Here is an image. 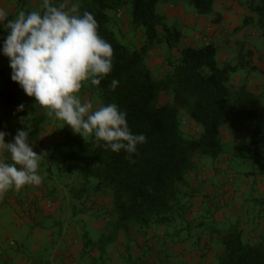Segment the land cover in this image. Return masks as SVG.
<instances>
[{"label":"trees","instance_id":"trees-1","mask_svg":"<svg viewBox=\"0 0 264 264\" xmlns=\"http://www.w3.org/2000/svg\"><path fill=\"white\" fill-rule=\"evenodd\" d=\"M17 1L20 7L27 2ZM215 1L78 0L80 14L87 10L94 15L100 36L114 49L112 72L98 87L85 82L81 90L94 94L101 106L116 103L127 113L131 132L146 136V143L138 145V154L132 156L135 163H130L124 150L116 153L98 147L94 137L85 141L59 121L60 136L52 142L46 162L56 167L61 180L68 176L82 178L77 188L68 187V194L80 201L78 213L83 217L80 221L88 215L93 227L97 224L98 228L103 227L100 231L105 230L94 240L86 230L80 233L83 254L96 253L93 258L114 261L113 250L107 252V248L115 247L118 256L115 261L122 256L125 264H149L153 247L165 251L166 255L168 251L179 253L191 248L183 223L195 219L192 215L197 214V206L188 204L190 201L183 195L190 191L186 176L200 157H210L209 166L219 174L232 172L228 164L235 161L256 166L257 171L249 170L245 172L247 175L264 174V103L251 91L248 78L239 76L240 68L247 71L257 68L251 66L249 56L242 55L240 49L236 59L232 57L234 61L229 55L224 57L220 46L210 38L201 45L187 44L179 48L181 29L175 24H166L156 11L158 3L183 4L191 7L197 16L208 17ZM245 4L248 11L245 23L253 24L255 39H264V0H245ZM121 14H127L130 25L141 31L142 38L132 47L116 37L114 25ZM219 20V15L212 18L213 23ZM175 48L177 52L170 53ZM156 49L162 51L158 55L163 56L162 68L148 63ZM11 71L10 67L0 68V105L4 115L14 113L17 125L24 129L27 127L20 123V117H25L31 129L40 127L46 115L36 114L34 97L27 96L12 81ZM113 79L119 81L114 91L109 87ZM163 91L170 93L171 99L158 103ZM21 104L24 110L17 111ZM182 113L196 129L194 134L184 132ZM224 163L226 168H221ZM50 167L46 168L49 174L55 172ZM26 187L12 199L21 212L29 214L33 208L27 201ZM193 193L189 198H198ZM22 194H26L25 200L19 199ZM7 196L10 197L9 193ZM203 197L206 196L203 194ZM42 199L47 201L45 195ZM232 225L227 230L224 227L216 230L214 237L209 232V241L216 238L219 245L214 243L213 247L206 240L203 250L190 252L191 263V258H196L194 262L200 260L202 264L205 261L211 264L214 259L216 264H264V236L249 239L253 232L244 236L242 229ZM132 235L141 240L131 244L127 239ZM158 237L163 240L160 248L154 240L149 242ZM147 243L149 247L145 250ZM10 244L13 248L19 245L15 240H10Z\"/></svg>","mask_w":264,"mask_h":264},{"label":"clouds","instance_id":"clouds-1","mask_svg":"<svg viewBox=\"0 0 264 264\" xmlns=\"http://www.w3.org/2000/svg\"><path fill=\"white\" fill-rule=\"evenodd\" d=\"M0 8V25L9 34L3 43V54L9 58L11 79L29 97L33 107L43 110L49 119L63 121L74 134L86 141L94 137L96 145L119 153L135 163L132 156L137 146L146 143L144 134H133L127 123V113L116 103L94 108L91 101L82 102L80 92L85 82L99 86L113 70L114 49L98 32L94 15L80 6L63 0L54 5L42 0L40 10H20L14 19ZM119 81L109 85L115 90ZM24 105L17 111H23ZM12 141L10 133L0 131V201L9 191L19 192L26 185L40 186L44 177L39 174L42 156L29 144L31 125L25 117ZM103 142V145H101ZM9 158L3 157L4 153Z\"/></svg>","mask_w":264,"mask_h":264},{"label":"rangeland","instance_id":"rangeland-1","mask_svg":"<svg viewBox=\"0 0 264 264\" xmlns=\"http://www.w3.org/2000/svg\"><path fill=\"white\" fill-rule=\"evenodd\" d=\"M54 5H58L59 2H54L52 0ZM70 3H76L79 4L78 0H70ZM161 4V3H158ZM42 5V0H27V2L25 3V5L23 7H20L19 3L17 0H0V8H4L8 13L9 19H14L16 14L20 11V9L27 11H33V10H40V7ZM118 22L115 23L114 25V30L116 31V37L125 45H129L130 47H132L133 45H136L137 42L142 38V34L140 29L136 28L134 29L133 26L130 25L129 22V18L127 16V14H121L120 17H118ZM189 21V19H188ZM189 23V22H188ZM1 28V32H0V40L1 37L2 41L0 42V68L1 67H10L9 66V58L6 57L3 54V43L5 38L7 37V35L9 34L8 30H6L2 25H0ZM179 29L181 28L180 26H177ZM134 30V31H133ZM227 31V30H226ZM228 32V31H227ZM232 32V31H231ZM231 32H228V34H230ZM251 30L248 34V42H253V41H257V38L255 39V37H252L250 35ZM257 36V35H255ZM216 44L218 45V42H216ZM221 52H225L222 49H220ZM176 48L175 49H171L170 53L175 54ZM155 56L162 54V51L156 49L154 51ZM227 55H229V59H231L232 61H234L232 59V57H234V59H236L237 56V51L235 53L231 52V51H227ZM159 59L155 60L156 62H154V65H160L161 68L164 67L163 62V56L160 57L158 56ZM154 67V66H153ZM241 71L239 73V76L241 79L246 80V78H250V77H258L260 76L259 74H255L252 71H247V69L244 68H240ZM246 72H248V76L246 75ZM159 75V74H158ZM238 76V74H237ZM247 76V77H246ZM244 80H242V83H244ZM83 89V87H82ZM80 97L82 102L85 101H91L93 103L94 108L100 107L101 104L98 101V99L96 98V96L94 94H90L88 93L86 90L80 92ZM259 98L260 100L264 103V94L261 92L259 94ZM171 99V95L170 93L165 94L164 91L161 92L158 96V103H165V102H169ZM35 103V101H34ZM35 112L36 114H44L43 110H38L37 108H35ZM181 118L182 121L184 122V132L187 133H193L195 132L194 130V126L190 123H187L186 116L184 113L181 114ZM17 119L15 117L14 113H10L9 116L4 115V109L3 107L0 105V131H5L10 133V135L5 137L6 142H10L12 141L13 137L16 134L17 129L23 128V127H19L17 125ZM27 130V129H25ZM60 130H59V120H54V119H49L46 116V121L41 124L40 127L31 129V131L29 132V144L33 147V150L37 153L40 154L42 156L41 162H40V168H39V174L42 175L44 177L42 184L40 185L42 188H40V192L43 193V195H45L46 199H50L57 196L58 198H69L70 202L73 206H75L76 208H79V204L80 201L77 199H74L71 197V195L68 194V187L73 186V188H77L79 185L78 183L82 180V178L76 179L74 176H68L67 178L61 180L59 179V175L56 171V167L55 166H51L52 169L55 172H52L50 174L47 171V166L50 167L48 165V163L46 162L48 160V155L50 153V148L52 145V142L58 138L60 135ZM194 134V133H193ZM3 157L5 158H9L10 154L8 153H4ZM211 161V158L208 156H204V157H200V161L198 164H196L194 166V168L192 169V171L188 174V176H186L187 180H188V184L189 185V192H187V197L183 195L184 198H186L188 201V204H191V202L193 203L194 206L199 207V209H195L197 211L196 215H192L195 219L191 220L190 219V223H183V228H184V232L185 235L189 237L188 242L192 245V247L189 249L187 248L186 251H181L179 253H175V251L171 252L168 251V254L166 255L165 251H160V249H155L153 247L152 249V253L150 254V263L149 264H202L200 260H197L194 262V260H196V258H191L193 259V263H191L190 259V252H197L199 250L202 249L204 242L207 240L208 244L212 243L213 247L215 245H219V242H217L216 238H213L212 241L210 242L209 239L211 237V235L214 237L215 235V231L222 229L223 227L227 229H229L230 227L234 226L232 224H235L236 226H238L240 229L243 230V234L244 236L246 234H248L249 232H253V230L256 233H260L261 236L264 234V230H262L261 232H259V229L257 227V225H253V223H255L257 220H259V216L256 213H260V218L264 220V193H263V189H259L258 185L253 184V186L249 189H247L244 192L243 197L240 198H235V200H231L232 197H235L236 195L233 194L232 192L231 194L228 193V191H226V184H229L230 186L232 185H236L237 183V178H244L245 172L249 171V170H253L254 172L257 171L256 166L254 164H249V163H240L238 161H235L234 163H229V167L232 170V172H229L227 174H222L221 178H225V183L221 182L219 184V188L217 189L215 186H211L210 189L212 190H208L206 189L205 185L207 184V182H210V176L207 174V170H205V165H207L209 167V163ZM7 162H11L10 158L8 159ZM203 164V165H202ZM50 167V169H51ZM204 167V168H203ZM202 170V171H201ZM197 173L201 174V177L197 178ZM219 174V173H218ZM264 175V174H263ZM50 177V178H49ZM192 177H195L192 179ZM231 177V178H230ZM197 178V179H196ZM231 179L230 182L227 181V179ZM192 180V181H191ZM33 188V187H32ZM53 189V192H52ZM192 191H194V198L196 199H190L189 196L192 195ZM52 192V194L50 193ZM212 192V193H211ZM56 193V194H55ZM15 194V195H14ZM21 192H15V191H9V196L10 198H15L17 195H20ZM203 194L206 197H203ZM25 195L26 194H22V196H18L19 199H24L25 200ZM53 195V197H52ZM28 199V203L29 205H31V208H33V203H34V196L31 195V197L29 195H27ZM230 197V198H229ZM56 198V197H55ZM229 198V201H228ZM105 200H108V198L106 197ZM197 201H203L202 204L200 202L197 203ZM209 203H213V206H210ZM237 205V206H235ZM235 206V207H234ZM9 209V207H7ZM230 209L231 210V215L222 218V222L217 221L214 218V213L216 211H221V210H225V209ZM254 210V212H252ZM10 210H8V215H9ZM72 212V210H71ZM247 212V213H246ZM19 213V211H18ZM5 214H3V212L0 211V219H3V216ZM245 215V218H244ZM71 218V214L69 215ZM85 216V215H84ZM9 217V216H7ZM88 217V215L86 216ZM249 222H248V221ZM62 222V227H66V223L65 221H61ZM13 227L15 226V223L12 224ZM232 225V226H231ZM94 226H97V224H94ZM190 226V227H188ZM1 227H3V229H5L6 225L2 224V222H0V233L1 231L4 232H8L9 230L5 229L3 230ZM77 227L78 232H82L83 230H86L87 232H89V236L94 240V238H97V236L99 237V233H101L102 231L105 230H99L100 228H103L101 226L98 227H93V223H87V226H85L81 221L78 223ZM54 235H52L53 239L55 241H62L61 237H60V233H62L61 230L54 228ZM65 232V231H64ZM209 232L211 233V235L209 234ZM10 237H12V232H10ZM108 233V232H107ZM17 234V232H16ZM264 236V235H263ZM262 236V237H263ZM149 237L146 236L145 238L147 239ZM162 238L158 237L157 238H153L150 239L149 242L152 243L154 240V243L156 245V247H162L163 244V240H160ZM128 242H130L131 244H135L136 241H138L139 239H137V237L134 235H132L131 237H129ZM140 241V240H139ZM63 242H65V240H63ZM7 245L9 248L12 247V245L10 244V240H8ZM215 243V245H214ZM31 246V245H30ZM61 246H63L62 249L65 248L64 244L62 243ZM29 247V246H28ZM149 247V244L147 243L145 250ZM170 247V246H168ZM51 248V244H50V240H48L47 243L43 244V252H45L46 250H50ZM203 250V249H202ZM117 255V251L114 249L113 250V254H112V258L115 261V259L118 257H116ZM119 261H115L116 263H114V261H112V259H99V258H93L91 255L90 256H86L82 261H79V264H125V259L121 256L119 257ZM117 260V259H116ZM123 260L124 263H120V261ZM77 261V262H78ZM135 263V262H134ZM208 262L205 261L203 264H207ZM135 264H139L135 263ZM211 264H216V259H214L212 261Z\"/></svg>","mask_w":264,"mask_h":264},{"label":"crops","instance_id":"crops-1","mask_svg":"<svg viewBox=\"0 0 264 264\" xmlns=\"http://www.w3.org/2000/svg\"><path fill=\"white\" fill-rule=\"evenodd\" d=\"M120 11L124 12L123 9ZM156 11L164 18L166 24H175L181 27L182 37L178 44L179 48L187 44L201 45L206 41V38H210L214 43L218 42L220 49L225 51L221 52L224 57L228 56L227 51L235 53L239 49L242 55H248L251 66L257 68V70L252 69V72L260 75L248 78L251 91L257 95L261 92L264 94V39L259 37L257 41L253 42H248L247 40L250 30L252 37L254 34L251 29L253 24L245 23V17L248 14L245 0H216L213 5V12L208 17L197 16L191 7L183 4L178 6L158 4ZM111 14L113 15V12ZM218 15L220 16L219 22L213 23L212 18ZM226 30L228 32L234 31V33L228 34ZM157 59H159L158 55L155 56L153 53L149 58V65L154 66L153 63ZM206 168L207 174L210 176V182L205 185L207 191L211 190V186H215L218 189L221 182L226 184L225 178H221V173L218 174L210 166H206ZM221 168H226L225 163ZM199 177H201V174L197 176V178ZM253 184L258 185L260 190H264V175H247L245 173L243 179L237 178L236 185L230 186L226 184L225 187L229 194L233 191L232 195L235 194L236 196L232 197L231 200H235V198L241 199L244 192L251 188ZM26 186L27 194L30 197L31 195L35 197L33 210L29 214L21 212L22 210L19 209L18 204L8 196L3 201H0V211L5 214L3 219H0V222L6 225L5 229L9 230L8 232L1 231L0 233V264H79L78 259L82 261L86 256H92L94 253L88 255L83 254L81 251V237L77 225L83 217H80L78 213L79 208L73 206L68 197L58 198L55 196V198L52 195L53 198L50 197L47 201L43 200V193L40 192L41 186ZM198 202L202 204V201ZM209 205L213 206V203H209ZM196 208L199 209V207ZM8 210H10L9 215ZM17 210H19V213ZM256 214L259 216V220L253 225H257L259 232H261L264 230V220L260 218L259 212ZM229 215H231V210L226 208L225 210L216 211L214 218L222 222V218ZM61 221L66 223V227L62 229ZM59 222L61 223L58 224ZM81 222L89 224L90 219L85 216ZM13 223H15L16 227H13ZM1 228L3 229V227ZM54 228L62 231L60 233L62 241L58 242L53 239ZM10 232H12V237H10ZM253 233V237L251 236L249 239L263 236L254 231ZM8 240L18 242V247L9 248L6 243ZM48 240H50L51 248L49 251L43 252V244L47 243ZM62 243L65 246L64 249H62ZM114 248H107V252L114 250ZM94 255L97 254L95 253Z\"/></svg>","mask_w":264,"mask_h":264}]
</instances>
